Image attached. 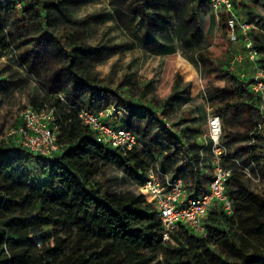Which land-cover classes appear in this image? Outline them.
<instances>
[{
    "label": "trees",
    "instance_id": "trees-1",
    "mask_svg": "<svg viewBox=\"0 0 264 264\" xmlns=\"http://www.w3.org/2000/svg\"><path fill=\"white\" fill-rule=\"evenodd\" d=\"M187 2L192 11L187 17L183 15L177 38L192 47L187 36L194 33L195 27L203 26L209 11L207 0H115L113 10L122 25L136 16L149 52L169 54L175 51L174 42L178 39L169 37L168 15L173 11L181 13ZM75 3L78 2H0V57L13 48L14 33L8 31L12 22L22 46H29L20 55L21 62L49 95L47 101H33L31 106L48 104L55 109L60 145L58 153L46 158L18 142L0 141V264H264V196L251 191L234 174L230 179L235 181L236 189L229 190L231 180L227 184L233 213L228 215L214 206L204 218L203 234L180 226L170 241H164L161 222L147 197L123 196L104 189L100 178L109 166L124 169L142 185L146 171L160 164L157 156L163 148L168 151L164 167L187 154L196 162V150L165 127L156 116L159 110L147 105H140L137 110L149 116L148 127L157 126L168 133L159 132L151 139L154 145H150L144 134L122 126L138 137L132 151L99 142L96 133L81 122L80 109L104 107V96H117L103 85L95 71L115 49L86 44L75 30L52 32L59 21L83 24L73 18ZM159 5L164 11L146 15L148 7ZM10 14L14 20L8 21ZM155 14L162 21L156 22ZM31 17L38 21H31ZM160 22H164L163 26ZM226 32V19L221 15L216 31L221 43L215 47L218 56L207 57L199 50L195 57L207 78L204 98L223 115L239 112L240 117L244 116L250 129L247 139L252 141L246 144L245 153L252 164L264 171V152L253 131L258 122V102L244 82L228 71L231 57ZM252 39L264 52L262 32L253 31ZM129 108L127 113L137 111L132 105ZM218 244L228 250L231 258L215 249Z\"/></svg>",
    "mask_w": 264,
    "mask_h": 264
},
{
    "label": "rangeland",
    "instance_id": "rangeland-1",
    "mask_svg": "<svg viewBox=\"0 0 264 264\" xmlns=\"http://www.w3.org/2000/svg\"><path fill=\"white\" fill-rule=\"evenodd\" d=\"M114 1L115 0H88L85 3H75L72 13L73 18L77 21L81 20L83 24L75 26L59 21L58 25L52 28V32L57 34L63 32L64 29L67 28L68 30L78 31L79 39L86 44H100L111 49L122 46L120 45L122 42L123 45H126L127 36L121 31L119 25H117V23L120 24V21L117 17V19H112L115 14L113 10ZM171 2H173V0H170V3ZM161 3L162 2H160V4ZM187 3V7L185 10H181V13L173 11L168 15V17H170V23L167 26L170 32L169 37L172 38V40L180 36L179 31H181L180 26L183 15L187 17V15L191 14L190 11H192V7L190 6V2ZM258 5L260 7L258 13L262 19H264V1L262 0L261 3L258 2ZM154 11L160 13L164 11V8L162 5L154 9L148 7L146 15L153 16L155 13ZM241 12L243 13V11ZM96 14L99 15L97 19L94 17ZM177 14L179 16H176ZM200 16L201 20L199 24L202 22L204 13ZM154 17L156 18V22L162 21V19L159 18L160 16L155 14ZM199 17L196 20L197 23ZM11 19L14 20L12 14L7 17L8 21H11ZM214 19V14L209 8V11L204 16L203 26L195 27L194 33L190 34L189 37L187 36L188 42L192 44L193 48L190 46L188 47L183 39L177 38L178 40L174 42L176 43L175 54L166 55L163 59L147 57L138 51H126L113 56V53L117 52L114 51L102 64L96 66L95 71L97 77L99 80L103 81L104 86L113 89L116 94L118 91V94L122 96L123 91L127 89L131 94H135L134 97H131L133 100L143 98L144 101L142 102L144 105L160 110V103L170 97L169 92L177 88V83L187 79L189 75L193 73L195 75V73H197L198 77H200L199 83L201 84L197 86L195 82H193L192 87L191 82L188 83L190 84L189 89L193 90L191 94L192 99L188 105L180 109L181 112L179 113L182 115V118L190 119L193 109H202V105L206 102L205 98L203 99V95L207 91V78L204 77L202 72L203 66L200 63L198 64V61H196L197 59H195L197 52L200 50L205 53L207 57H215V55L217 57L218 55L216 54L217 50L215 47L221 44L220 40L216 37V30H214L216 26ZM248 19L250 18L248 17ZM30 20L35 22L38 21V19L33 17H31ZM261 22V26L264 30V20H261ZM163 23H161V26H163ZM11 24L13 23L11 22ZM11 24L8 26V31L14 33L11 37L13 48L3 53L0 57V141L16 144L17 138L10 133L20 123V117L24 109L31 106L33 101H35V103L47 101L49 95L39 82H37L38 79L29 73L25 64L21 62L20 55L24 53L29 46H22V39L15 33V29ZM15 34L17 36H15ZM262 35L264 38V32ZM137 37H139V35H136V38ZM165 37H167V34H165ZM137 39L138 42H143V39ZM228 45L230 44L228 43ZM160 70H162L163 73L161 77ZM129 71H137L141 81L137 80V82L128 84L126 82L127 78H124L123 74ZM124 85L127 88H122ZM145 90L148 93L143 96L142 92ZM59 96L61 97L63 95ZM102 102L106 104V106H111L119 105L121 100L117 96L109 95L104 96ZM162 109L171 125L174 127L178 126L180 122H178L177 117L179 116L175 118L173 116L169 117L170 113L168 112V107H162ZM217 110L219 109L215 106L209 112L220 116L222 121V136L220 141L222 153L220 155V163L224 167L231 169L234 177L243 185L254 193L264 196V171L249 161L244 150L248 143L247 138L250 132V129L247 128L246 123L243 121L244 116L242 115L240 117V115H238L239 112L223 115ZM204 116L206 117V115ZM208 132V124L204 121L199 133L205 135L208 134ZM187 135V138L191 137L190 133H187ZM145 140H149V144L152 142L149 136H146ZM150 145L154 144L151 143ZM164 150L166 149L163 148L161 151L162 153H158V155L166 156L167 154ZM206 155L212 159L215 158L211 147L206 151ZM178 158L180 159V157ZM100 180L103 183L104 189L112 193L123 196L142 195L140 190L141 183L128 175L124 169L116 166L107 167ZM228 187L230 191H234L236 189L235 181L231 180ZM220 245L218 244L215 249L225 257L231 258V254L228 250L223 245Z\"/></svg>",
    "mask_w": 264,
    "mask_h": 264
},
{
    "label": "built area",
    "instance_id": "built-area-1",
    "mask_svg": "<svg viewBox=\"0 0 264 264\" xmlns=\"http://www.w3.org/2000/svg\"><path fill=\"white\" fill-rule=\"evenodd\" d=\"M12 1L0 0L2 3ZM235 1L207 0V3L217 19L221 15L226 19V40L230 44L228 49L231 57L228 71L236 74L244 82L246 90L257 99L258 122L253 131L258 135L264 152V55L252 39V32L261 31V26L256 19L240 18ZM118 111L125 110L119 105H109L92 110L80 109L78 115L81 122L96 133L99 142L125 152L132 151L138 144L137 135L130 129L116 127L109 122V118ZM156 116L165 123L168 130L174 131L164 115L157 112ZM20 119V124L10 134L17 138L23 148L46 158L60 151L54 108L48 104L29 106L24 109ZM207 124V136L215 158L212 177L205 192L188 197L182 177L165 178L158 168L146 171L144 182L140 185L142 195L147 197L161 222L164 241H170L171 234L180 226H185L194 234H203L204 218L214 206L228 215L233 213L227 191L233 172L220 163L222 121L218 115L211 114Z\"/></svg>",
    "mask_w": 264,
    "mask_h": 264
},
{
    "label": "crops",
    "instance_id": "crops-1",
    "mask_svg": "<svg viewBox=\"0 0 264 264\" xmlns=\"http://www.w3.org/2000/svg\"><path fill=\"white\" fill-rule=\"evenodd\" d=\"M76 1L78 3H85L88 0H76ZM258 2L261 3L262 0H236L235 1L236 9L238 10V15L240 16V18L248 19L249 17L250 19L251 18L256 19L260 21V23H262L261 20H264V19H262V17L258 13L260 9ZM241 11H243V13ZM94 17L95 19H97L99 15L96 14L94 15ZM114 18L116 17L113 16L112 19L114 20ZM214 18H215L214 23L216 24L214 30L217 31L218 19L215 16ZM137 22H138V19L135 16L134 20L132 22H129L126 25H122L120 22H119L120 24L117 23L121 31L124 34H126L127 41H126V45H123V42H122L120 43V45L122 46H119L118 48L115 47L116 48L115 51L117 52H114L113 56H116L117 54H120L121 52L138 51L139 53L147 57L163 59V57L166 55L168 56L170 54H175L174 52L169 53V54H164V53L155 54L153 52H149L148 48H146V45H144V41L138 42L137 38H139V40L145 39V36H144L143 28L139 25H135L137 24ZM261 32L263 33L264 30H261ZM136 35H139V37L136 38ZM262 53L264 55L263 51ZM159 72H160V77L163 76L162 70H160ZM123 75H124V78H127L126 82L128 84L129 83L131 84V82H137V80L141 81V78H139V73H137V71L125 72ZM199 79L200 77H198L197 73H195V75L193 73L189 75L187 79L181 82H178L176 86L177 88L169 92L170 97L163 100L160 103L161 105L159 107L160 110L162 111V115L165 114L162 107L164 108L168 107V112L170 113L169 117L173 116L175 118L176 116H179L177 117L178 122H180L178 126H175V127L172 126L173 129L175 128L174 129L175 132H173V134L179 137V139H181V141L184 142L185 145L192 144L196 150V152L194 153V156H196V162L194 161L195 159L191 154H187L186 156H183V158L178 159L171 165L168 164L167 165L168 167L163 166L167 155L157 156V161L160 163L157 166L158 171L162 175H164L165 178H172V177H177V176L182 177L188 197L196 196V195H199L205 192L208 189L209 181L213 173L214 158L212 159L206 155V151L210 149L209 148L210 142H209L208 136L207 134L203 135L199 133L203 125V122L205 121L206 123H208V117L211 115L209 111L212 110L213 108L210 107L206 102H204V105H202L203 106L202 109H195V110L193 109L192 115H191L192 117L190 119H184L182 118V115L179 114L181 112L180 109L183 106L188 105V103L192 99L191 94L193 93V90L189 89L190 84L188 83L191 82L192 87H193V82H195V84L198 86L201 84L199 83ZM122 88H127V87L124 85V87ZM147 93L148 92L145 90L142 92V95L145 96L144 94H147ZM134 95L135 94H131L130 91H127V89L123 91L122 96L118 94V91H117V97L121 100L119 105L125 111H118L114 113L113 117L109 118V122L115 125L116 127H122V126L129 127L133 129L134 131L138 132V134H144L145 136H149L150 139L156 137L159 134V132L163 133L164 135H167L168 132L163 128H162L163 131H160L157 126L148 127V124L150 121L149 116L137 110V108L140 105H144L142 102L144 100L143 98H139L138 100L137 99L133 100V98L131 97H134ZM127 97H130V98H127ZM203 99H204V95H203ZM130 105L134 106L137 110L136 112H134V114H131V112L127 113L128 111H130V108H129ZM201 114H202V117H201ZM204 115H206V117ZM187 133L191 134L190 138H187L188 136ZM170 166H172V168Z\"/></svg>",
    "mask_w": 264,
    "mask_h": 264
}]
</instances>
